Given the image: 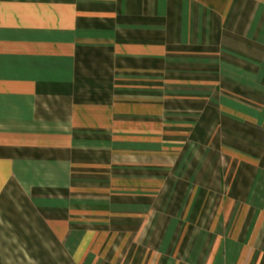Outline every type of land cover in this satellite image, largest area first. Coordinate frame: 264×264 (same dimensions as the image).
Segmentation results:
<instances>
[{
  "label": "crops",
  "instance_id": "0c3cea01",
  "mask_svg": "<svg viewBox=\"0 0 264 264\" xmlns=\"http://www.w3.org/2000/svg\"><path fill=\"white\" fill-rule=\"evenodd\" d=\"M0 264H264V0H0Z\"/></svg>",
  "mask_w": 264,
  "mask_h": 264
}]
</instances>
